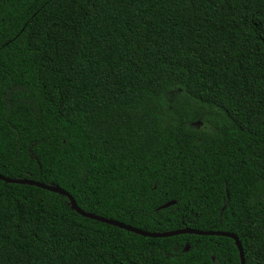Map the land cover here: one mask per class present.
Returning a JSON list of instances; mask_svg holds the SVG:
<instances>
[{
  "label": "trees",
  "instance_id": "trees-1",
  "mask_svg": "<svg viewBox=\"0 0 264 264\" xmlns=\"http://www.w3.org/2000/svg\"><path fill=\"white\" fill-rule=\"evenodd\" d=\"M0 175L264 264V0H0ZM0 264L240 261L0 181Z\"/></svg>",
  "mask_w": 264,
  "mask_h": 264
},
{
  "label": "water",
  "instance_id": "water-1",
  "mask_svg": "<svg viewBox=\"0 0 264 264\" xmlns=\"http://www.w3.org/2000/svg\"><path fill=\"white\" fill-rule=\"evenodd\" d=\"M0 181L4 183H8V184H20V185L34 186L36 188L60 195L66 198L69 208L72 211H74L76 214H78L79 216L92 220V221L114 226L119 229L125 230L127 232H131L133 234H136L142 237L166 238V237H172V236H177L181 234H192V235H198V236H220V237L229 238L233 241L234 246L236 247L238 251L240 264H244V257H243V250H242L241 243L238 240L237 236L231 232L202 231V230H196V229L188 228V227H183V228H179L176 230L164 231V232H147V231H143V230L131 227L129 225H126L124 223L118 222L110 218H105V217L98 216L91 212L83 211L76 205L75 201L73 200V198L70 196L68 192H66L65 190L61 189L60 187L56 185H45L41 182H37L34 180H30V179H12V178L4 177L2 175H0ZM174 203H175L174 201L167 202L164 205H162L160 208H166L170 205H173ZM187 248L188 247L186 245L184 250H187Z\"/></svg>",
  "mask_w": 264,
  "mask_h": 264
}]
</instances>
